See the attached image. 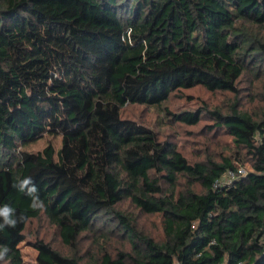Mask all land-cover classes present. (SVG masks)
Wrapping results in <instances>:
<instances>
[{
	"label": "trees",
	"instance_id": "trees-1",
	"mask_svg": "<svg viewBox=\"0 0 264 264\" xmlns=\"http://www.w3.org/2000/svg\"><path fill=\"white\" fill-rule=\"evenodd\" d=\"M260 29L264 0H0V208L18 221L0 228V264H25L19 244L42 215L73 250L95 236L93 264H264V105L165 108L191 125L209 113L247 151L252 170L219 187L240 156L191 163L122 116L183 89L237 93L244 75L264 74ZM47 135L61 136L58 150L25 149ZM29 178L32 194L21 190ZM126 200L163 215L165 242L138 230ZM115 234L130 250L100 243ZM35 248L38 264H90L43 239Z\"/></svg>",
	"mask_w": 264,
	"mask_h": 264
},
{
	"label": "rangeland",
	"instance_id": "rangeland-1",
	"mask_svg": "<svg viewBox=\"0 0 264 264\" xmlns=\"http://www.w3.org/2000/svg\"><path fill=\"white\" fill-rule=\"evenodd\" d=\"M255 30V29H254ZM264 39V29L259 30ZM238 92L216 91L211 92L204 87L183 89L174 92L169 100L160 106L132 105L125 106L122 116L131 118L139 123L145 124L155 130L161 140L174 142L178 149L189 159L191 163L200 161L207 162L215 160L221 162L225 157L236 158L235 164L243 174L252 170L247 151L238 147L233 138L223 129L215 127V123L209 113H203L202 119L196 125L175 121L166 114L165 108L173 113L183 111H195L204 108L212 110L219 108L223 112H228L235 105L255 115L264 105V74L257 77L253 73L244 75L238 82ZM207 106V107H205ZM48 143H52L56 150L61 147V136H44L36 142L31 143L25 149L36 152L42 150ZM163 185H167L163 182ZM188 188L187 179L179 177L177 189L183 191ZM197 192H201L199 184L191 186ZM120 209L132 217L137 224L138 230L152 237L156 242H165V231L163 225V215L145 214L136 208L130 200H126L120 205ZM95 236L91 233H84L79 238L77 247L78 255L83 263L93 264L97 257L99 242H94ZM43 239L64 254L71 255L75 249L66 246L61 239L58 228L49 223L42 215L40 218L32 219L25 229V240L19 244L25 264H38L35 248L37 240ZM107 245L110 250L116 253L119 249L130 250L128 242H123L116 234L107 242H100ZM130 264V263H128Z\"/></svg>",
	"mask_w": 264,
	"mask_h": 264
},
{
	"label": "clouds",
	"instance_id": "clouds-1",
	"mask_svg": "<svg viewBox=\"0 0 264 264\" xmlns=\"http://www.w3.org/2000/svg\"><path fill=\"white\" fill-rule=\"evenodd\" d=\"M32 183L31 179H25L22 181L21 190L23 191L25 188H27V191L29 194L35 193L36 188L33 185L32 187H29V185ZM33 208H36L37 205L34 203L32 205ZM13 212V209H11L9 206H4L3 208H0V217H3L4 223L0 224V228H3L5 225L15 227L17 224V219L12 218V215L10 213ZM21 220L24 219V217H20Z\"/></svg>",
	"mask_w": 264,
	"mask_h": 264
},
{
	"label": "built area",
	"instance_id": "built-area-1",
	"mask_svg": "<svg viewBox=\"0 0 264 264\" xmlns=\"http://www.w3.org/2000/svg\"><path fill=\"white\" fill-rule=\"evenodd\" d=\"M238 174H243L241 170H238V172L228 169L217 181H215L214 186H225L230 185L234 182V179L238 177Z\"/></svg>",
	"mask_w": 264,
	"mask_h": 264
}]
</instances>
